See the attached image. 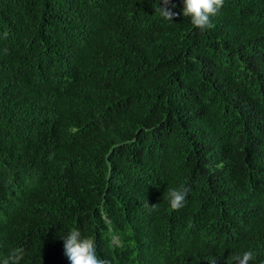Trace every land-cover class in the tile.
Wrapping results in <instances>:
<instances>
[{
	"label": "trees",
	"instance_id": "16d2710c",
	"mask_svg": "<svg viewBox=\"0 0 264 264\" xmlns=\"http://www.w3.org/2000/svg\"><path fill=\"white\" fill-rule=\"evenodd\" d=\"M157 3L0 0V255L67 264L71 228L111 264L264 260V0Z\"/></svg>",
	"mask_w": 264,
	"mask_h": 264
},
{
	"label": "clouds",
	"instance_id": "9594fccd",
	"mask_svg": "<svg viewBox=\"0 0 264 264\" xmlns=\"http://www.w3.org/2000/svg\"><path fill=\"white\" fill-rule=\"evenodd\" d=\"M224 0H180L182 7L180 12L187 16L192 25L206 27L210 23V16L216 14L222 7ZM176 7L174 0H158L155 11L166 20L177 13L173 11ZM187 192L183 185L171 187L167 197L169 206L173 209L182 206ZM62 240V255L66 258L67 264H111L106 257L97 253L96 244L90 237H85L75 229H68L59 233ZM24 250L21 247H13L6 255H0V264H19ZM254 257L253 249L249 248L233 256L234 264H248ZM211 264H215L212 261ZM264 264V260L259 261Z\"/></svg>",
	"mask_w": 264,
	"mask_h": 264
}]
</instances>
